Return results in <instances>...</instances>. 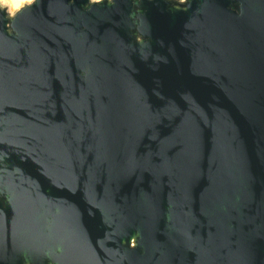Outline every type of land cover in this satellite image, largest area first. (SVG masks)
Returning a JSON list of instances; mask_svg holds the SVG:
<instances>
[{"label":"water","instance_id":"1","mask_svg":"<svg viewBox=\"0 0 264 264\" xmlns=\"http://www.w3.org/2000/svg\"><path fill=\"white\" fill-rule=\"evenodd\" d=\"M0 264H264V0L0 4Z\"/></svg>","mask_w":264,"mask_h":264},{"label":"clouds","instance_id":"2","mask_svg":"<svg viewBox=\"0 0 264 264\" xmlns=\"http://www.w3.org/2000/svg\"><path fill=\"white\" fill-rule=\"evenodd\" d=\"M32 0H0V4L10 3V10L15 12L24 3H31Z\"/></svg>","mask_w":264,"mask_h":264},{"label":"rangeland","instance_id":"3","mask_svg":"<svg viewBox=\"0 0 264 264\" xmlns=\"http://www.w3.org/2000/svg\"><path fill=\"white\" fill-rule=\"evenodd\" d=\"M33 1H34V0H32V2H33ZM24 4H26V3H24ZM24 4H22L21 7H22ZM2 5H3V6H7L8 9H9V11H10L11 13H15V12L18 10V9H17L15 12H12V11L10 10V3H3ZM21 7H20V8H21Z\"/></svg>","mask_w":264,"mask_h":264}]
</instances>
